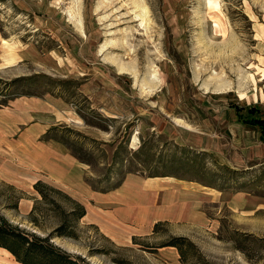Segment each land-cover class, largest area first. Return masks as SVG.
I'll use <instances>...</instances> for the list:
<instances>
[{
	"label": "rangeland",
	"instance_id": "1",
	"mask_svg": "<svg viewBox=\"0 0 264 264\" xmlns=\"http://www.w3.org/2000/svg\"><path fill=\"white\" fill-rule=\"evenodd\" d=\"M0 35L20 50L0 67V214L57 225L39 179L83 205L74 237L51 242L86 264H264V144L222 123L264 119V0H0ZM46 109L38 136L16 117ZM174 236L192 243L183 256L163 245ZM0 264L19 263L0 250Z\"/></svg>",
	"mask_w": 264,
	"mask_h": 264
},
{
	"label": "trees",
	"instance_id": "2",
	"mask_svg": "<svg viewBox=\"0 0 264 264\" xmlns=\"http://www.w3.org/2000/svg\"><path fill=\"white\" fill-rule=\"evenodd\" d=\"M1 104L3 103H0V105ZM247 112L248 117H243L242 121L255 125L258 129L259 138L264 140V119L261 116L256 115L257 113L255 114L253 107H248ZM68 148L78 161L85 162L71 150L70 146H68ZM127 172L130 171L128 170L125 173ZM125 173H122V176L120 177L118 176L117 181L121 180ZM155 176H170V174L150 173L147 175V177ZM103 177L104 178H102L101 181L105 180L107 176ZM117 183L114 182L111 187H115ZM32 187L41 197L47 199L48 202L59 211V223L45 235H39L11 223L7 218L0 214V250L7 252L19 264H86L84 263L83 257L70 254L51 242L52 237H74V223L85 213L83 205L73 200L57 188L44 184V182L39 179L32 184ZM44 187L51 189L57 194L60 193L63 197L70 199L71 207L68 210H64L51 196H48L43 192ZM30 222L37 226L34 218H30ZM183 242L192 246V243L188 239L181 236L171 237L166 244L163 245L175 247L178 255L183 256L181 248Z\"/></svg>",
	"mask_w": 264,
	"mask_h": 264
},
{
	"label": "crops",
	"instance_id": "3",
	"mask_svg": "<svg viewBox=\"0 0 264 264\" xmlns=\"http://www.w3.org/2000/svg\"><path fill=\"white\" fill-rule=\"evenodd\" d=\"M15 41L14 38H6V37H2L0 35V67L2 65V67H10V63H13L12 61H16L17 58H19V53L20 50H17L16 48H11L13 47L11 44H13ZM6 42V44L4 43ZM6 49V52L3 53V49ZM34 101V100H33ZM6 108V107H4ZM29 118L26 120L24 117V115H16V117L19 118V123L24 124H28L29 125H36V128L34 129L33 132H35V136H38V134H41L44 129L47 126V120H48V113H47V109L45 110V112L43 113V110L40 111V118L39 119H32L33 115L31 114L32 112H29ZM229 118L226 120H223L222 123H228L229 125V129L233 130L235 129L236 126H246L252 129H257V127L255 125H252L250 123H245L242 121L243 117H248V112L247 110H245V114L242 116L239 112V110H234L233 113L230 112L229 110ZM258 115V114H256ZM175 124V126H179L180 128H182L184 131H188V133H186V135H184V139L185 141L191 143V144H195L196 146H200L203 148H209V147H213V150H216V146L218 145L219 141L218 138L216 139V135L214 134L213 136H206V132H203L201 130H195V128H189L190 124L188 125V123L182 121V122H173ZM233 124V125H231ZM21 125V126H23ZM224 129L226 128L225 126L223 127ZM245 129V128H244ZM170 135H172L173 137H176V139H179L181 137V135L177 132V131H169ZM239 137V139L241 140V135L236 134V137ZM235 137V136H234ZM258 138H259V134H258ZM259 141L262 142L264 144V140L259 138ZM214 145V146H213ZM170 176H155V177H146V179H142L143 181L148 182L149 184H155L157 187H159L162 184H169L172 181L167 180ZM38 180V179H36ZM35 180V181H36ZM34 181V182H35ZM33 182V183H34ZM149 187V185H148ZM156 189V188H155ZM85 214L87 215L86 211L84 213L83 216H85ZM82 216V217H83Z\"/></svg>",
	"mask_w": 264,
	"mask_h": 264
}]
</instances>
